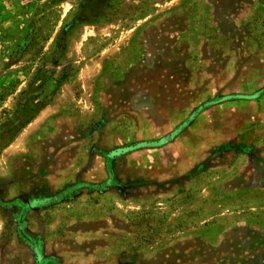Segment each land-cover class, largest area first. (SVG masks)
<instances>
[{
  "label": "rangeland",
  "instance_id": "rangeland-1",
  "mask_svg": "<svg viewBox=\"0 0 264 264\" xmlns=\"http://www.w3.org/2000/svg\"><path fill=\"white\" fill-rule=\"evenodd\" d=\"M0 264H264V0H0Z\"/></svg>",
  "mask_w": 264,
  "mask_h": 264
},
{
  "label": "crops",
  "instance_id": "crops-1",
  "mask_svg": "<svg viewBox=\"0 0 264 264\" xmlns=\"http://www.w3.org/2000/svg\"><path fill=\"white\" fill-rule=\"evenodd\" d=\"M112 48H110V49H108V47L106 48V50H105V52H104V54L105 55H107V54H109V53H112L113 51L111 50ZM80 76V75H79ZM67 83H69V82H67ZM63 90H65V87H62L59 91H58V94L54 97V99L50 102V103H48V104H46L45 106H44V108H42L41 110H40V112L38 113V117H40V121L41 120H44V119H42V118H46V116L48 115V114H51V113H53V112H56V111H61L62 110V107L64 106L63 105V101H61V91H63ZM38 117H36V121L34 120V122H36V123H34V124H39V123H37V122H39V119H37Z\"/></svg>",
  "mask_w": 264,
  "mask_h": 264
}]
</instances>
